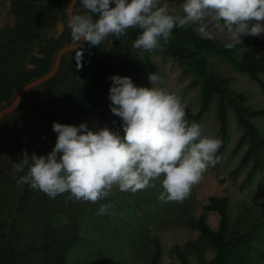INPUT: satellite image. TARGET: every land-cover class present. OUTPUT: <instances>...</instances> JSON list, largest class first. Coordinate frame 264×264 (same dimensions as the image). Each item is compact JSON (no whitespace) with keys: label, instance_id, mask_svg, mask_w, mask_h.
<instances>
[{"label":"rangeland","instance_id":"obj_1","mask_svg":"<svg viewBox=\"0 0 264 264\" xmlns=\"http://www.w3.org/2000/svg\"><path fill=\"white\" fill-rule=\"evenodd\" d=\"M183 3L185 0H161V6L167 5L170 13L181 16ZM8 9V0H0V27H10L13 23V17ZM188 27L198 37L204 38L199 32L198 25ZM214 35V40L221 44L230 42L226 31L217 30ZM38 36L41 38L42 35L38 33ZM253 38L264 40V33L259 37H242V40ZM131 46L129 55L111 57L113 61L111 76H128L136 86L150 88L152 85L148 75L155 73L160 78L156 87L188 101L186 118L191 122L200 100V85L192 83L193 74L183 72L182 67L166 54L163 48L149 52L147 64L142 59L143 55L138 56L139 50L133 47V43ZM246 53L264 57V46L242 47L236 54L240 57ZM93 54L82 50L67 53L68 67L74 68V71L69 76L68 69L61 68L57 77L30 90L27 94L29 102L35 106L31 107V111L47 113L45 120L53 119L52 116L60 101L61 88L66 87L67 90L69 87L78 88L81 80L77 77L86 73L83 64ZM94 57L97 56L94 54ZM79 60L81 67L77 68ZM205 60L211 71L227 80L230 92L245 97L242 107L251 110L264 108V91L255 81L249 79L245 73L235 70L225 59L207 55ZM258 77L264 80V73H260ZM75 81L78 83L76 86ZM108 82L110 86L111 80ZM215 101L216 97L212 95L198 123L202 125V136L219 139ZM110 104L109 100L100 106L96 105L95 110H90L81 119V123H87L89 130L94 132L108 127L123 137L122 121L111 112ZM225 112V142L217 152L219 163L203 173L201 181L192 187L189 197L182 203H163L157 199L158 193L163 190L160 180L155 181V188H147L135 194L130 191L121 192L114 186L109 197L97 203L83 201L65 203L68 193L50 199L45 193L37 190L30 201L16 207L15 212L21 211L23 214L9 218L1 235L2 240L12 244L17 251L23 249L30 253L35 249L39 252L47 231L58 242L67 240L72 243L71 247L64 251L62 264H146L153 251L152 240L156 239L160 248L157 264H181L176 256V250L189 264H209L215 256L214 247L210 241L201 238L195 229L187 226V223L198 218L208 197H226L227 227L224 240L231 243L232 247L224 264H264V146H259L257 152L241 168L228 175L236 167L248 146V140L241 142L236 151L233 150L242 129L237 125L229 106H226ZM107 116L108 120L105 119ZM249 121L258 136L263 137L264 117H251ZM255 159L257 167L251 179L240 190L239 185ZM102 203L112 205L105 215L98 214ZM204 216L205 223L212 230H216L217 214L207 212ZM14 218L21 222L23 219L24 222L23 228L16 231L21 236L18 242L15 240L12 227ZM54 251L58 252V247H55ZM38 254L29 258L32 261L29 264H54L44 254Z\"/></svg>","mask_w":264,"mask_h":264},{"label":"clouds","instance_id":"obj_2","mask_svg":"<svg viewBox=\"0 0 264 264\" xmlns=\"http://www.w3.org/2000/svg\"><path fill=\"white\" fill-rule=\"evenodd\" d=\"M80 3L86 12L69 11L67 27L73 41L90 46L109 42L110 36L126 38L130 28L142 30L133 47L145 52L162 49L172 39L175 27L198 25L207 39H215L217 30L226 31L230 40L227 49L242 44V37L264 33V0H185L182 16L170 14L161 0ZM109 79V107L121 119L124 136L108 127L94 132L87 123L53 122L57 138L52 150L39 156L24 151L22 159L14 162V172L27 167L17 184H27L50 199L68 193L65 203H97L109 197L114 186L135 194L155 188V181L160 180L163 190L157 199L182 203L203 173L219 163L217 152L222 142L202 136V125L186 118L188 101L156 87L160 78L155 73L148 75L150 88L136 86L128 76L112 75ZM111 207L110 203L100 204L98 214H107Z\"/></svg>","mask_w":264,"mask_h":264},{"label":"trees","instance_id":"obj_3","mask_svg":"<svg viewBox=\"0 0 264 264\" xmlns=\"http://www.w3.org/2000/svg\"><path fill=\"white\" fill-rule=\"evenodd\" d=\"M14 3L11 1L10 9L20 14L21 24L16 29V34L13 42L9 47H15L19 44L25 47H31L33 42L37 39L39 41L38 47L39 52L42 50L44 54L43 70L39 73L42 74L49 63L50 53L53 52L57 46V43H52L50 38L47 37L46 33L52 26L50 15L54 13L55 6L60 0H19ZM68 0H64L62 6ZM74 14L85 13L86 10L82 8L80 0L74 5ZM111 4L110 7H114ZM60 9V6H59ZM58 10V9H57ZM170 13V12H169ZM172 14V13H170ZM94 15V14H93ZM174 15V14H172ZM95 18V16H94ZM142 30L138 28H130L127 30L126 38L121 37L117 39L115 36L109 37V42L101 43L99 46H90V48H84L85 53L95 54L97 57L89 56L88 61L84 62L83 65L86 67V73L84 76L79 75L77 78H81V83L75 90V98H72L73 88L62 87L60 90V101L58 102V108L53 119H47L40 122L41 134L49 132L52 128L53 122H59L62 124L80 125L81 119L85 117L90 110H95L96 105H101L104 102L109 101L108 94L110 83L108 82L111 76L113 61L111 57L115 58L120 55L127 56L131 53V44L135 41ZM38 33L41 34L38 36ZM44 42L43 44L41 43ZM163 44V40H161ZM264 46V40L259 38H253L251 40H245L242 44L236 45L232 49H227L224 44L217 42L214 39H207L198 37L189 27H175L172 31V39L167 43L163 44V49L166 54L171 56L181 67L183 72H190L193 74L192 83H199L200 85V100L197 112L192 116V121L199 122L201 116L206 111L210 98L215 95V108L216 118L218 121V131L220 134L219 140L222 142L221 146L224 145L225 131H226V106H229L233 113L234 118L239 127L242 129V134L238 141L235 143L233 150H237L243 141L248 140V146L244 153L240 157L236 167L231 170L228 175H231L234 171L241 168L246 161L257 152L259 146H264V136L259 137L253 125L249 121L251 117H264L263 109H247L242 107V103L245 97L242 94H234L228 90L227 80L225 78L218 77L208 67L205 60V56H214L220 59H225L228 63L237 71L245 73L249 79L255 81L258 87L264 91V80H261L258 75L264 73V57L254 56L246 53L242 56H237V50L242 47H258ZM12 52V51H11ZM7 54V64L0 61V78H4L5 68L7 70V93L8 98L12 97L15 91L25 82L27 79H21L20 73H16V76L11 74L15 69L19 67L18 59H12V53ZM98 53V54H97ZM139 55H143L142 59L145 63L148 62L149 52L139 50ZM6 54V53H5ZM134 54H132L133 57ZM87 63V64H85ZM70 76V74H69ZM108 82V83H107ZM5 92V86H0V96H3ZM29 92V91H28ZM25 94V96L28 94ZM73 99V103L71 100ZM103 99V100H100ZM71 111V115H66V108ZM190 117V116H189ZM108 120V116L105 118ZM190 122V123H191ZM57 134L53 133V139L48 145L49 153L55 145ZM257 167V160H254L252 167L245 174L242 182L239 185V189H243L244 185L251 179L255 169ZM223 181V180H222ZM27 187L18 202L11 207V210L7 211L5 208H0V264H29L31 256L36 257L42 253L45 257L50 258V261L54 264H62V258L64 251H67L71 247V242L65 240L64 242H58L49 232L46 231L45 241L43 246L39 247L41 251L36 252L28 250L17 251L12 244L6 243L1 238L2 233L8 223L10 217L22 216L21 211H17L16 207L23 206L26 201H30V198L34 196L37 190L28 189ZM28 195V197H27ZM37 199V198H35ZM227 198L226 197H213L207 198V203L202 206V213L196 220L189 221L187 226L195 229L201 238L210 241L215 249V256L209 262V264H224V260L227 259L228 252L232 245L224 240V235L227 227V216H226ZM15 209L14 211H12ZM15 212V214H13ZM215 212L218 216L217 229L212 230L205 223V213ZM14 218L13 232L16 242L20 241V234L18 231L23 228L24 222L22 219L18 221V218ZM13 222V221H12ZM7 241V240H6ZM32 246V245H30ZM52 246V247H51ZM153 251L146 264H157L160 248L156 239L152 240ZM17 247V245L15 246ZM58 247L59 251H54V248ZM33 248V247H32ZM38 249V248H37ZM36 249V250H37ZM38 251V250H37ZM28 253V254H26ZM33 253V254H32ZM176 256L179 258L181 264H189L184 257L176 250ZM32 254V255H30ZM38 254V255H37ZM32 262V261H31Z\"/></svg>","mask_w":264,"mask_h":264},{"label":"flooded vegetation","instance_id":"obj_4","mask_svg":"<svg viewBox=\"0 0 264 264\" xmlns=\"http://www.w3.org/2000/svg\"><path fill=\"white\" fill-rule=\"evenodd\" d=\"M11 1L14 3H20L19 0H8L9 9L11 6ZM62 3L63 1H59L55 6L54 13L50 15L52 26L47 30L46 33L47 37L50 38L53 44L59 43L57 46H54V48L56 49L60 45L67 44L73 41L64 16V8L67 2L65 3L64 7L62 6ZM73 9L72 13L74 14ZM9 12L13 17V23L11 26L15 25V28L13 33L11 34V39L0 40V61L3 60V62H5L6 60L5 64H7V54L8 52L12 51V59H18L19 67H17L15 69V72L13 71L11 75L15 77L16 73L19 71L18 73H20L21 79H27L26 81H29L39 76V73L44 69L42 66L44 54L39 52V41L37 39L33 42L31 47H25L24 44H19L15 47H9V45L15 38L16 29L21 24L20 14L12 11V9H10ZM15 20H17L16 23H14ZM57 22H60L62 24L61 31L58 34L56 33L55 29ZM8 27L9 26L0 27V32L3 33V30ZM44 45L45 44L43 43L42 47H44ZM85 47L90 48V45L84 43L76 50L83 51ZM56 49L50 53L49 63L47 67H45L44 72L50 67ZM67 53L62 56L57 72L53 76L54 78L59 75L61 68L68 69V75L74 71V68L68 67L69 63L67 62ZM86 61H88V58L86 59ZM4 70V78H0V86H5V92L3 93V96H0V106L6 104L11 99L10 97L8 98V96H6L8 95L6 94L8 87V76L6 68ZM82 76L84 75H81V78ZM53 77L47 82L51 81ZM81 78L79 79L82 80ZM47 82H45L44 84H46ZM77 84V81H75L74 86H76ZM75 93V91L72 93V98L74 97ZM29 99L30 98L28 95H24L17 108L14 111L4 115L0 121V208H5V205H7V211L11 210L12 206H14L13 208H15V204H18L22 193L26 191L25 189L27 187H29L27 184H17V180L19 179V177L27 173V167L23 172H14V162H19L22 159L24 151H27L29 156H31L32 153H35L38 156L47 155V147L50 141L53 139V133H55L51 128L49 132H44L43 135L41 134L40 122L42 120L45 121L47 113L41 114L40 111H31V107L34 108L35 106L30 104ZM65 108L66 115H71V111H69L67 107ZM55 113L52 116L53 118L55 116ZM14 210L15 209H13L12 211ZM13 214H15V212H13Z\"/></svg>","mask_w":264,"mask_h":264},{"label":"water","instance_id":"obj_5","mask_svg":"<svg viewBox=\"0 0 264 264\" xmlns=\"http://www.w3.org/2000/svg\"><path fill=\"white\" fill-rule=\"evenodd\" d=\"M77 1L78 0H68L67 1L65 8H64V16H65L66 22H67L68 12L69 11L72 12V9H73L74 5L77 3ZM16 21L17 20H15L14 23H16ZM14 28H15V25L8 27V28H5V30H3L4 31L3 33L0 32V40L1 39H4V40L11 39V34L13 33ZM61 28H62V24L60 22H57L56 28H55L57 34L60 33ZM81 45L82 44H80V42H75V41L60 45L54 53L50 67L45 72L40 74L39 76L23 83L15 91V93L13 94L11 99L6 104L0 106V121L4 115L14 111L17 108V106L20 103V101L22 100L23 96L28 91L44 84L45 82L50 80L55 75V73L57 72L58 66L60 64V60L65 53L70 52V51H74V50L78 49Z\"/></svg>","mask_w":264,"mask_h":264}]
</instances>
